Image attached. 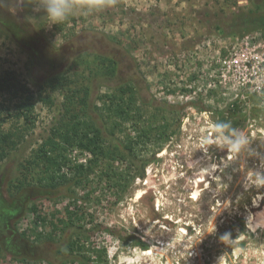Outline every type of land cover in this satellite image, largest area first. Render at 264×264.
<instances>
[{"label": "rangeland", "instance_id": "rangeland-1", "mask_svg": "<svg viewBox=\"0 0 264 264\" xmlns=\"http://www.w3.org/2000/svg\"><path fill=\"white\" fill-rule=\"evenodd\" d=\"M73 5L52 24L0 0L20 22L0 21V264H264V186H245L264 171V0ZM215 121L257 155L198 148Z\"/></svg>", "mask_w": 264, "mask_h": 264}, {"label": "clouds", "instance_id": "clouds-1", "mask_svg": "<svg viewBox=\"0 0 264 264\" xmlns=\"http://www.w3.org/2000/svg\"><path fill=\"white\" fill-rule=\"evenodd\" d=\"M17 4L23 8L25 4L31 5L36 12L43 11L45 18L52 24H63L70 16L73 8V0H16ZM113 0H83L84 5L90 9H99L109 6ZM256 91L261 98H264V76H261L256 84ZM252 138L241 128L233 127L231 121H215L212 123L203 139L200 141L198 148L207 149L210 145L226 149L234 158L247 154L255 156L257 153L251 147ZM245 186H264V171L248 170L245 175ZM229 241V236L223 237Z\"/></svg>", "mask_w": 264, "mask_h": 264}, {"label": "trees", "instance_id": "trees-1", "mask_svg": "<svg viewBox=\"0 0 264 264\" xmlns=\"http://www.w3.org/2000/svg\"><path fill=\"white\" fill-rule=\"evenodd\" d=\"M118 44V43H117ZM103 60H106V63L109 64L108 66V73H109V78L114 79L115 77H117L118 75H120V77H123L125 79H129L128 81H134L136 83L140 82V85H138V90H139V94L141 96V100L142 102H144L145 104L156 108V109H161V110H166L169 112H178L181 110V108L183 107L182 105H172V104H167V103H162V102H158L157 100H155L150 93L147 90V85L146 82L144 80V78L142 77V75L140 74V72H138L136 64H134V60L133 58H131L129 55L127 57V62L130 63V68H132V74H128V75H124L123 73L120 74L119 72H121V67L123 66L122 61L119 60L118 55H114V54H101L99 55ZM123 83H118V85L116 86H122ZM89 94V93H88ZM87 94V95H88ZM193 105L199 107L202 109V106H198V104L196 102L193 103ZM91 113H93V110L90 109ZM226 111H230V105H228L226 107V109L223 112ZM229 113V112H228ZM95 117V116H94ZM109 141H111V145L117 149H120L122 151L125 150L124 146H122L120 143L117 142V140L113 137L109 138ZM106 231L113 233L115 235H117L118 237L122 238L121 234H119V232L115 231V230H111L109 228H103ZM78 232V231H77ZM83 233V232H82ZM132 239L142 248L145 247V244H143L142 242H140L137 238H135L134 236H132Z\"/></svg>", "mask_w": 264, "mask_h": 264}, {"label": "flooded vegetation", "instance_id": "flooded-vegetation-1", "mask_svg": "<svg viewBox=\"0 0 264 264\" xmlns=\"http://www.w3.org/2000/svg\"><path fill=\"white\" fill-rule=\"evenodd\" d=\"M6 4H8V3H6ZM6 6H7V5H6ZM7 9H8V10L6 11V17H7L8 15H9V16H12V15L8 12V11H10V12L12 11V10H11V6L8 7ZM7 12H8V13H7ZM12 18L14 19V17H12ZM0 21H1V23H3V25H5L6 28H8V29H11L13 26L15 27L16 24H17V22L20 23L19 21H16L15 19H14V22H15V23H13V21H10V22H8V21H7V22H3V19H1ZM16 27H17V26H16Z\"/></svg>", "mask_w": 264, "mask_h": 264}]
</instances>
